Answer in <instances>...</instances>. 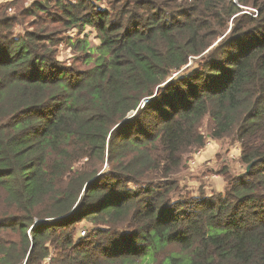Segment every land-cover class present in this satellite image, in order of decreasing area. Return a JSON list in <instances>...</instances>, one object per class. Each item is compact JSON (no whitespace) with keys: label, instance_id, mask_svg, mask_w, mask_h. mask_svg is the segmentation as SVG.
<instances>
[{"label":"trees","instance_id":"16d2710c","mask_svg":"<svg viewBox=\"0 0 264 264\" xmlns=\"http://www.w3.org/2000/svg\"><path fill=\"white\" fill-rule=\"evenodd\" d=\"M234 1L175 16L125 0L85 18L59 4L100 40L75 45L85 70L56 59L49 29L13 36L0 19V264H264V0ZM225 3L257 15L214 46ZM209 140L256 163L224 192L183 197L177 179Z\"/></svg>","mask_w":264,"mask_h":264},{"label":"rangeland","instance_id":"374dc122","mask_svg":"<svg viewBox=\"0 0 264 264\" xmlns=\"http://www.w3.org/2000/svg\"><path fill=\"white\" fill-rule=\"evenodd\" d=\"M91 1L93 3H91ZM125 0H0V19L2 18L6 24L11 26L13 36L24 35L26 32L39 31L49 29L52 31V35L55 41L54 50L56 52V59L64 66L74 67L79 70H85L90 67L87 56L88 49H82L81 47H75L79 45L78 42L87 43L91 48L99 46L100 40L97 38V33L92 26L82 25L68 26V22L65 21L64 16L57 9L59 4H62L66 9L74 10L73 14L83 15V18L89 14V12L98 7L101 11L107 10L111 15L116 16L119 11V5H125ZM127 1V0H126ZM196 0H166L168 6L176 5L172 8L170 13L175 16L177 13L184 11L183 7L194 3ZM237 3V0H235ZM234 1V4H235ZM83 2L82 5H80ZM40 5H47L50 10L48 14L39 12L38 7ZM84 8H88L89 12L85 13ZM242 13L231 18L229 15V4H223V8L216 12L214 20L218 25L215 29L217 34V40L214 46L218 45L225 37H227L232 27L234 26L233 19L243 14L254 15L255 9L246 8L242 6ZM114 11H111L113 10ZM228 13V15H227ZM142 14V13H139ZM189 15V13H188ZM174 16V17H175ZM190 17H195V14H190ZM182 18V17H181ZM195 20L199 23L203 21L202 17H196ZM208 127V122L203 124V130ZM214 147V148H213ZM214 149L213 153L208 154L209 150ZM206 152V154H205ZM204 154V155H203ZM207 156L208 161H206ZM241 149L239 145H232L230 141L216 142L209 140L207 147L197 153L196 156H188L189 169L181 175V178L177 179L180 182L181 187L185 188L186 192L183 197L195 198L200 196H212L214 193L218 194L224 192L227 185L226 178L228 176L235 177L236 175H242L245 173L244 165L240 162ZM191 161V164H190ZM194 162V164H192ZM202 163V164H201ZM191 165V166H190ZM106 168L104 166L103 170ZM226 174L228 176H226ZM86 230L93 229V224L90 222H84ZM82 232V231H81ZM8 240V238H5ZM15 242H19L18 239ZM53 257L44 264H53Z\"/></svg>","mask_w":264,"mask_h":264},{"label":"crops","instance_id":"0c3cea01","mask_svg":"<svg viewBox=\"0 0 264 264\" xmlns=\"http://www.w3.org/2000/svg\"><path fill=\"white\" fill-rule=\"evenodd\" d=\"M213 148H214V147H213ZM213 148H212V150H209L208 154H206V152H205V154H206V155H209V157H210V155H211L210 153H213V151H214ZM203 155H204V154H203ZM206 155H205V157H206V159H207L206 161H208L209 158H207ZM201 164H202V163H201Z\"/></svg>","mask_w":264,"mask_h":264},{"label":"water","instance_id":"95a60500","mask_svg":"<svg viewBox=\"0 0 264 264\" xmlns=\"http://www.w3.org/2000/svg\"><path fill=\"white\" fill-rule=\"evenodd\" d=\"M256 162H253L252 164H250L248 167H247V173L250 172V169L254 166Z\"/></svg>","mask_w":264,"mask_h":264},{"label":"built area","instance_id":"2783aa9c","mask_svg":"<svg viewBox=\"0 0 264 264\" xmlns=\"http://www.w3.org/2000/svg\"><path fill=\"white\" fill-rule=\"evenodd\" d=\"M254 13H255L254 15L256 16L257 15V11L256 12L254 11ZM192 164H194V162H192ZM80 234H81L82 237L85 236V232H81Z\"/></svg>","mask_w":264,"mask_h":264}]
</instances>
